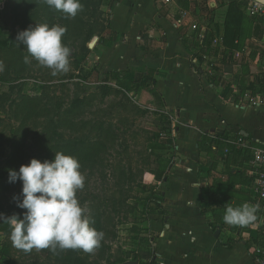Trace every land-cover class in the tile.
<instances>
[{
    "label": "crops",
    "instance_id": "0c3cea01",
    "mask_svg": "<svg viewBox=\"0 0 264 264\" xmlns=\"http://www.w3.org/2000/svg\"><path fill=\"white\" fill-rule=\"evenodd\" d=\"M111 1L104 35L108 44L95 40L92 64L102 77L120 72L129 80L147 84L142 91L151 89L159 95L164 115L175 114L174 118L166 115L173 131L160 140L167 148L162 151L167 178L157 183L147 174L156 187L160 212H164L146 222L151 230V262L258 264L254 249L264 246V201L256 195L251 163L255 151H264V95L241 90L237 68L256 70L250 82L258 83L264 67L257 73L261 61L256 54L249 65H232L227 59L231 51L213 42L223 39L226 5L238 1L244 6L246 1L209 0L215 9L217 2L225 3L224 21L222 25L214 21L211 29L206 25L217 53L200 59L193 57L189 42L194 35L190 30L194 14L186 18L184 27L178 23L203 0H171L168 4L164 0ZM116 63L138 68L120 70ZM239 136L243 145L236 142ZM204 139L213 145L200 152L199 142ZM244 203L259 206L256 221L247 226L226 224V207Z\"/></svg>",
    "mask_w": 264,
    "mask_h": 264
},
{
    "label": "rangeland",
    "instance_id": "374dc122",
    "mask_svg": "<svg viewBox=\"0 0 264 264\" xmlns=\"http://www.w3.org/2000/svg\"><path fill=\"white\" fill-rule=\"evenodd\" d=\"M102 1L105 3L103 2L104 4H102ZM211 3L212 2L209 1L208 3L204 4V0L202 2H198L196 7H194L191 12L196 15V18L200 20V23L209 24V19L214 18V21L217 22V25H222L224 21V13L222 8L225 6V3L217 2L218 9L213 8L215 6L210 8L208 5ZM111 7V0H92V3H90L88 7V14L85 17V20L88 23L85 36L92 32L95 34L87 41V43L86 37H83L76 44V46L71 49L72 52L69 57L70 69L67 73L53 75L51 69L40 66L34 58H31V62L35 63L32 65L31 71L17 77L13 75V71H10L8 78L5 77V83L0 82V172L6 165V161L13 155V135L15 130L20 125L19 122L13 118V113L15 110V105L19 102V98L22 95L42 96L49 105L48 107H57L58 101H63V104L67 105L72 99H74V96L77 93L76 89H74L75 83L80 85L82 93L85 91H92L93 89H101L104 86L112 87V89L126 90L129 92L128 95L132 97L134 104L146 111L145 115H136L138 118H133L135 116L130 117L131 119H134L135 123L134 127L131 129L132 131H141L145 129L146 131H153L158 128V122H162L164 124L163 115L165 111L161 105L154 103L151 89L145 92L142 91L143 88L127 85L122 82L110 83L109 78L107 80L104 77H99L97 75L92 78V83L83 82L82 80L80 81L79 78H75L76 72H74V60H76L78 56L83 59L84 56L86 60L84 61V67L89 68L92 65V59L94 55H96L95 48H91V46L94 45L95 40L98 39L100 45L107 46L108 42L104 39V35L109 28L110 16L112 14ZM244 11V39L240 41V45L242 47L246 43V40L251 38L255 24H261L264 27V20L249 17L246 14V10ZM41 24H47L49 27L60 26L65 28L66 32L62 37V42L67 39V23L64 19H62V16L57 12V10L47 5L45 0H0V31L4 34V39L11 40L15 47L20 49L23 53L28 54L24 46L19 44V41L17 40L18 34L24 30L34 28L36 25ZM191 38H196L195 34L192 35ZM69 45L71 46V44ZM87 50H89L90 53H86ZM11 56L12 54L10 53H4L0 55L4 61H8ZM110 56L111 59H113V54ZM5 65L8 69L9 64L6 63ZM116 65L117 66L115 68L120 70L138 68L131 66L129 67L127 66L128 64L121 65L116 63ZM263 67L264 57L256 67L260 68L257 73H260ZM102 71L105 72L109 70L103 69ZM237 71L240 75L237 84L241 90H246L251 83V73L252 71L256 70L244 67L237 68ZM2 73L3 69L0 66V75H2ZM105 81H109V83H106ZM99 92L100 93L97 95V98L92 104L90 111L92 112V117L95 119V121H99L101 119L105 121L108 119H106L107 115L103 111L107 109V107L111 106L114 101L116 103L118 99L115 100L113 96H107L106 94L108 93L104 94L103 90ZM79 93L80 92H78V94ZM137 95H139V97L136 98ZM102 101H105V103L101 104ZM106 101H108L107 104ZM111 109L114 108L112 107ZM166 115H169L173 118L175 117L174 113H168ZM112 116L113 114L109 115L108 117L111 119ZM126 117L128 118V115H124L121 118L124 119ZM114 120L116 125L119 127V118L115 117ZM123 122L124 125L127 124V120H124ZM128 124H131V121H128ZM37 132L38 130L35 129L32 133H26L24 138L20 140L22 144H26L30 152L32 151L30 157L26 161L27 164H30L33 152L35 151L33 147ZM60 133H62V136L58 135L57 138L60 141H66L71 137V135L67 132L61 131ZM27 136L29 137L28 141ZM126 136L128 141L127 143L130 145L129 151L124 154V152H122V148H120L118 152L119 154L113 153V156L111 155V157H108L109 167L105 169L104 173L106 177L104 179L100 175L101 172H94L90 174L89 171L85 172L82 170V168H80L81 173L85 177V185L82 190L77 191L76 198L78 199L80 206L83 208L84 214L88 213L87 207L89 206L93 207L92 213L94 211L95 214L97 212L96 210L98 209L99 214H102L105 198H111L112 191L117 189L115 187H117L118 184V175L117 172H114L113 170L116 162L121 161L122 166L125 168L126 175L124 176V186H126V188L124 190V199L122 200L124 205L123 202H121L124 209L121 208L122 213L120 216H118L113 210V219H115L114 223L116 224V238L111 240L109 243L108 246L110 249L104 251L102 255L103 258H100V253L96 248H94V250L90 253L84 252L81 249L60 250L58 247L55 251H53L51 248H47L33 249L30 252H25L15 248L12 241L7 240L5 236L1 234L0 243H3L1 248L9 250V252L0 256V264H38L39 262H42L43 264H84L82 260L85 261V264H113L117 260V253L119 250L127 252L134 251L136 250L135 248H139V240H151V230L147 223H143L144 219H142L144 215L147 214V211L142 208V204L140 203L141 199H144L149 195V192L145 190L143 185L146 187L152 185L151 178L142 172V167L137 161L138 156L136 152L140 151L142 146H137L138 143H134L130 135L128 136L127 134ZM145 137L146 136L140 138V144L145 141ZM11 187H13L15 191L14 196L12 197L10 193ZM19 187L20 186H13L11 183L6 189H4V192L1 193L0 214H3V216H20V214L25 211V209H21L17 206L18 203L22 202L23 199L22 189ZM119 197L120 195L116 196L117 201H119ZM110 207H112V205ZM128 207L133 208V210ZM129 210L131 213H129ZM125 214H127V217ZM125 219H127V221H125ZM146 219L149 220L151 218L149 215H147ZM79 260H81V262Z\"/></svg>",
    "mask_w": 264,
    "mask_h": 264
},
{
    "label": "trees",
    "instance_id": "16d2710c",
    "mask_svg": "<svg viewBox=\"0 0 264 264\" xmlns=\"http://www.w3.org/2000/svg\"><path fill=\"white\" fill-rule=\"evenodd\" d=\"M101 1V0H100ZM181 1V0H180ZM83 6V11L78 12L75 18H65V14L62 11L57 10V12L65 20L68 27V37L63 41V45L73 49L74 46L83 38L86 37V43L95 33H88L85 36V32L88 27V23L85 20L88 14V7L92 0H79ZM104 1H102V4ZM209 0H204V4L208 3ZM188 5V2L184 6ZM227 12L224 21V34H223V44L224 47L229 51L241 50L242 46L240 41L243 40L244 25H245V8L238 1H231L227 5ZM264 20V19H259ZM209 27L214 23V18L209 19ZM207 25V24H206ZM213 31V30H212ZM264 33V27L261 24H255L251 34V38L260 39ZM99 36V35H98ZM249 39V38H248ZM213 33L207 32L205 38L200 43L196 41V38H190V47L193 52V57L200 59L204 54L216 55L217 50L212 47ZM71 44V46L69 45ZM72 52V51H71ZM90 51L87 50L86 53ZM4 53L12 54L8 61H4L0 57V66L3 69L2 75H0V82L5 83V77L8 78L10 71H13L15 77L24 75L31 71L33 64L29 56L30 63L26 64L24 62V57L29 55L23 53L20 49L16 48L14 43L9 39H4V34L0 31V55ZM85 58L81 59L79 56L74 60V68L76 72L75 78H79L80 81L87 83H92V78L97 75L101 76L97 66L92 64L89 68L84 67ZM9 64L7 69L5 64ZM104 78L110 80V83H125L127 85L137 86L138 88L147 87V84H141L140 82H135L134 80H129L124 73L120 72H108L104 74ZM115 81V82H114ZM109 83V81H105ZM104 84V83H103ZM77 93L67 105L63 104V101H58V106L48 107L42 96H26L22 95L19 102L15 105V110L13 113V118L19 122V127L15 130L13 135V155L6 161V165L0 172V195L4 192L11 183L9 182V170L19 171L21 166L28 165L26 163L27 159L30 157L31 152L28 150L26 144H22V140L26 133H32L35 129L38 130L36 133V140L34 143L32 159H37L41 162L53 161L55 158V152H62L65 155L72 156L76 158L80 164V168L83 171H89L90 174L94 172H101L100 175L103 179L106 177L105 169L109 167L108 157L113 156V153L119 154L120 148L122 152L126 154L130 145L126 139V135H130L132 140L137 142V146L141 145L140 151L136 152L138 156V162L142 167V172L145 174H150L154 177L157 183L163 182L167 178V166L163 161L162 151L167 150V148L161 145L160 140L165 135L173 131V127L169 121L168 116L163 115L164 124L158 122V128L153 131L137 130L132 131L134 127V119L138 118L136 115H145L146 111L142 110L141 107L134 104L132 97L128 95L129 92L126 90L112 89V87L104 86L101 89H93L92 91L82 93L80 85L74 84ZM248 89L255 91L261 95H264V75L261 76L258 83H250ZM104 92L107 96H113L117 102L107 107L103 112L106 113L108 120L95 121L92 117L91 107L94 101L99 95V91ZM78 92H80L78 94ZM152 92V97L154 103L162 106V101L159 95ZM102 101L101 104H104ZM108 101H106V104ZM61 104V105H59ZM152 104V103H148ZM66 105V106H64ZM114 109H111V108ZM113 111H111V110ZM110 112V113H109ZM110 119L108 116L112 115ZM128 115L122 119L121 117ZM115 117L119 118V127L116 125L114 120ZM110 119V120H109ZM127 120V124L124 125L123 121ZM138 120V119H137ZM131 121V124H128ZM137 129V128H136ZM67 132L71 137L66 141H60L58 135L62 136L60 132ZM73 135V137H72ZM145 137V141L140 144V138ZM220 137V135H217ZM240 137V136H239ZM29 137L27 136V141ZM212 140H202L199 142V151L205 152L208 148H212ZM32 148V147H31ZM31 159V160H32ZM114 172H117V189L112 191L111 198H105L103 203L102 214H99L98 209L94 214L92 213L93 207H87L88 213L85 216L90 221V226L95 228L97 231L104 234L103 240L100 242L99 246L96 247L100 253V258H103V253L107 249L111 240L116 238V224L113 219V210L120 216L122 209H124V176L125 168L122 166L121 161H117L114 166ZM141 172V171H140ZM13 186H20L22 189V182L17 181L12 183ZM145 190L149 192L148 197L141 199L140 203L142 208L145 209L147 214L144 215L142 219L143 223L148 220L147 215L151 218L154 215L162 214L160 212L159 199L156 197L157 190L154 185L144 186ZM113 190V189H112ZM146 192V191H145ZM11 197L14 196L13 187L10 188ZM120 195L119 201H117L116 196ZM121 200V201H120ZM9 202V200H8ZM123 202V205L122 203ZM112 203V204H111ZM112 205V207H110ZM122 208V209H121ZM130 208V207H128ZM135 208V207H134ZM133 210V208H130ZM20 214V218L23 219L24 214ZM133 212V211H132ZM129 213L131 211L129 210ZM127 217V214H125ZM127 221V219H125ZM137 224V222H136ZM147 230V229H144ZM5 236L7 240L10 239L11 229L7 223L0 220V235ZM139 248H135L134 251H121L117 253V260L113 264H123L130 261H139V264H153L151 260L153 259V254L151 251L150 241L147 239L139 240ZM3 243H0V256L4 253H8L9 250L1 248ZM81 262V260H79ZM85 264V261L82 260ZM38 264H43L39 262Z\"/></svg>",
    "mask_w": 264,
    "mask_h": 264
},
{
    "label": "clouds",
    "instance_id": "9594fccd",
    "mask_svg": "<svg viewBox=\"0 0 264 264\" xmlns=\"http://www.w3.org/2000/svg\"><path fill=\"white\" fill-rule=\"evenodd\" d=\"M47 5L62 11L65 18H75L83 11L79 0H45ZM66 29L47 24L36 25L20 32L17 36L29 55L40 66L52 70L53 75L67 73L70 69L69 47L63 45ZM78 160L62 152H55L53 161L41 162L32 159L30 164L21 166L19 171L9 170V182H22V202L18 207L26 209L21 219L18 215L0 220L11 229L13 246L25 252L33 249L58 247L60 250L81 249L92 252L104 238L102 232L90 226L80 206L76 193L85 185ZM39 194V195H38ZM15 199V198H14ZM258 205L244 203L239 207H226L223 221L228 225L247 226L256 221Z\"/></svg>",
    "mask_w": 264,
    "mask_h": 264
},
{
    "label": "built area",
    "instance_id": "2783aa9c",
    "mask_svg": "<svg viewBox=\"0 0 264 264\" xmlns=\"http://www.w3.org/2000/svg\"><path fill=\"white\" fill-rule=\"evenodd\" d=\"M244 8L246 10V14L252 18H264V7L260 4L251 2L250 0H245ZM166 4L171 3V0H164ZM210 8H212V4H209ZM192 12L185 13L183 15L182 20L178 23L179 27H184V22L187 17H191ZM194 23L190 26V30L195 34L197 43L203 41L205 38L208 29L205 23H200V20L196 18L194 15ZM214 44L217 45L221 43L223 46V39H214ZM256 54L257 61H261L262 57H264V33L260 39L252 38L248 40L241 50H236L234 52L228 53V61L230 64H238V65H249L251 63L252 56ZM237 144L243 145V138L239 137L236 140ZM252 172L256 175L255 181V192L257 197L264 201V151L257 150L253 154V161L251 163ZM254 256L258 264H264V246L254 249Z\"/></svg>",
    "mask_w": 264,
    "mask_h": 264
},
{
    "label": "water",
    "instance_id": "95a60500",
    "mask_svg": "<svg viewBox=\"0 0 264 264\" xmlns=\"http://www.w3.org/2000/svg\"><path fill=\"white\" fill-rule=\"evenodd\" d=\"M251 2H254V3H257V4H260L264 7V0H250ZM93 47V45L91 46V48ZM123 264H139V261H128V262H125Z\"/></svg>",
    "mask_w": 264,
    "mask_h": 264
}]
</instances>
